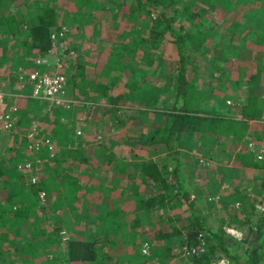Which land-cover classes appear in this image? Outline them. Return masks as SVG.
Masks as SVG:
<instances>
[{"label": "trees", "instance_id": "1", "mask_svg": "<svg viewBox=\"0 0 264 264\" xmlns=\"http://www.w3.org/2000/svg\"><path fill=\"white\" fill-rule=\"evenodd\" d=\"M1 4L5 10L0 14V46L3 51L0 61L8 58L7 48H10L11 63H17L15 69L28 72L33 71L28 66L31 57H48L53 49L54 36L59 34L62 24L69 29H85L91 25L97 33L101 21L96 15L106 11V5L118 7V17L122 9L123 16L134 27L128 33L125 31L124 36L130 41L104 50L107 55L95 78L98 79L96 85L91 82L82 55L72 59L70 71L68 74L65 72V80L66 95L77 106L74 113L63 106L49 107L47 102L32 98L25 99L26 106L18 109L17 113L21 112L18 116L19 130L20 122L22 127L34 122L38 126L44 125L42 122L52 125H48L46 134L54 139L58 151L53 164L48 165L47 177L42 180L41 188L46 192L48 203L50 201V210L63 214V224L71 235L75 234L74 230L80 231L86 221L91 222L93 235L88 230L80 231L84 236L70 237L65 248L46 251L47 227L43 225L44 221L30 222L37 208V190L30 185L27 175L16 172V164L24 158L21 146H26V141L12 136L13 129L0 137L10 136L12 140L9 147L0 148V264H151L142 253L140 240L145 238L156 242L149 250L156 264H213L217 260H225L227 264H264V162H260L253 153L240 149L233 158V169L221 173L223 169L218 167L221 175L227 177L229 174L239 182L246 180V170H255L263 176L254 185H245L239 190L243 196L238 214L242 213L244 217L248 203L251 205L246 209L249 210L247 230L241 237H236L226 227L231 223H224L223 219L217 226L209 223L208 215L199 205L204 202L205 193L202 194L200 189L202 196L198 195V187L190 186L202 162L198 158L193 160L185 147L186 140L193 137L203 141L202 147L195 149L197 153L199 149L209 151L212 141L223 138L244 141L250 128L249 120L255 119L257 112H261L264 119V97L262 99L257 94L258 91L264 94V0H107L106 3L104 0H72L71 9L63 13L52 6L50 0H0ZM109 10L115 17L114 9ZM216 19L230 22L232 31L228 39L220 36L221 25ZM241 24L244 26L243 34L232 33ZM159 43H167L171 48L169 52L177 56L176 75L165 77L174 89L172 107L167 112L155 114L159 121L151 123L150 127L147 126L151 115L148 117V111L139 110L138 116L128 117L137 120L138 124L130 122V127H125L127 124L121 122L120 125L129 132L125 145L134 157L139 147L160 148L162 156L153 160L149 153V158L140 162L116 160L104 141L89 151L84 160L83 153L74 156L66 152L65 149L75 143L83 145L80 123L75 125L74 120L79 121L81 108L90 110L97 106L98 98H104L109 104L101 107L100 113L109 111L113 120L118 122V105L125 103L126 99L129 102L127 94L113 96L112 93L113 85L122 73L126 74L127 80H132L124 85L133 97L142 98L151 91V83L146 82L147 76H144L150 70L145 68L153 67L152 75H155L165 65L162 56H158ZM196 54L207 56L204 61L210 71L213 75L219 74L213 78L221 81V77H226L224 83L228 85L230 96L243 87L249 90L245 103L234 106L241 118L224 117L210 104L211 100L209 102L204 93L196 89L195 81L188 73L194 69ZM252 54L254 63L250 62ZM37 59L32 60L39 72L46 73L44 65ZM231 59L238 65L233 66ZM138 76L140 79L137 81ZM224 83L221 81L217 88L215 103L217 98L221 103L223 101L220 95L224 94ZM90 90L96 94L89 95ZM52 112L56 116L50 119ZM64 120H68V125H64ZM101 125L102 122L94 124L96 130L93 134L97 139L101 136L98 129ZM74 132L79 136L74 137ZM217 160L220 164L223 159ZM111 163L116 164L114 175L124 177L125 192L121 193H128L136 207L130 223L127 221L130 213L121 208L110 209L107 204L110 200L108 195H112L116 186L105 189V177L108 180L114 176L112 173L110 177L102 168L109 167ZM83 166L91 172L89 175L85 176ZM74 169L78 172L74 173ZM212 171L207 175L213 184L216 174ZM240 174L243 179H240ZM83 179L87 183H95L96 192L92 195L100 203L96 214L87 217L76 194L79 188L85 191ZM224 182L225 179L219 180V183ZM117 186L121 188L120 184ZM250 193L255 198H250ZM221 204L224 205L225 201ZM257 204L263 208L262 212L257 210ZM141 213L155 216L157 224L165 219L170 230L161 225L155 231L136 233V229L145 224ZM254 217L256 222L252 220ZM62 229V226L56 227L55 241L60 240ZM201 243L206 250L202 254H192L193 250L188 249L199 248ZM182 248L186 249L185 254L179 252ZM122 249L126 251L121 252Z\"/></svg>", "mask_w": 264, "mask_h": 264}, {"label": "rangeland", "instance_id": "2", "mask_svg": "<svg viewBox=\"0 0 264 264\" xmlns=\"http://www.w3.org/2000/svg\"><path fill=\"white\" fill-rule=\"evenodd\" d=\"M107 0H104V3H106ZM50 3L52 6H54L57 9H60V12L63 13L64 10L71 9L72 6V0H50ZM108 9L106 11H101L98 15H96V18L99 17L100 24L99 30L97 33L93 30V27L91 25L84 28L74 29L68 28L65 25L62 24L60 28L62 27L65 29L64 33L60 36L59 34L54 36L53 39V49L49 53L48 57L46 58H33L31 57L29 60V67L32 68V70H38L36 67V62L32 59H37L41 61V64L44 65L45 70L47 72H54L59 71L62 73L65 77V72L68 74L70 64L72 62V59L76 57V55L80 54L82 55V59L85 61L83 62L87 66L85 68L88 71V74L90 76L91 82L93 85H96V82L98 79H95L98 75V71L100 70V65L103 64L105 57L107 55L105 49L108 51L112 47H119L123 42L130 41L128 40V37H125V31L128 33L132 28L134 27V24H131L128 22V18L123 16L124 14L120 11L119 17H118V7L115 8V6L106 5ZM109 9H114L116 13V18L112 17V13ZM5 10V7L1 4L0 5V14L3 13ZM152 15H155L154 12ZM219 21V25H221L220 29V36L223 39H228L232 29L229 27L230 22L228 21H220V19H216ZM98 23V21H97ZM242 23V22H241ZM243 25L241 24L238 28L234 29L232 33H235L238 36H241L243 34ZM242 32V33H241ZM126 33V34H127ZM241 33V34H240ZM131 34V33H130ZM221 38L217 42L220 43ZM13 43V42H12ZM159 47V48H158ZM170 46L167 45V43H159L157 46L158 56H162L164 59L165 65L163 68H161V71H157L155 75H152V68L146 67L147 73L144 76H147L145 78V81L148 83H151L152 89L147 94L144 95L142 98H135L132 95L129 94L128 87H126L124 84L129 82H132V80H127V77L125 76V73H122L118 77V81L116 80V83L113 85L112 93L113 96L115 95H125L127 94V97L129 102L125 100V103H120L118 105L119 111L116 113L118 122H115L112 117V113L109 111H105L103 113L101 112V107H104V105H109L108 102L104 98H98V105L94 106L93 109L87 110L86 108H81V110L78 112L79 114V121H75L80 126V135L83 138V145L80 146L79 144L75 143L73 147L66 148V152H70L74 156H77L79 153H83L82 160H84V157H87V153L94 149L101 141H104L105 144L108 146L109 151L114 156V159L118 160H127L132 162H140L144 159H148L147 156L149 153L152 154L153 160H158L162 153L160 151V148H153V147H139L137 152L135 153L136 157L133 156V154H130L128 151L126 145H125V137H127L128 131L125 130V128H122L120 125L121 122H125L127 125L125 127H130L128 123L138 124V121L132 118L128 117H136L138 116V110L139 111H148V117L151 115V118L149 120V126L150 124H155L159 121L158 116H154L155 114L167 112L171 109L173 104V91L174 89L167 83L165 78L172 77L176 75L175 72V62L177 59V56L175 53H170L169 48ZM219 51V50H218ZM216 51V53H219ZM78 52V53H77ZM73 53V54H72ZM3 51L0 46V57L2 56ZM12 54L10 51V48H7V59L0 61L1 63H4L2 66H0V108H7L9 106H15L17 108L16 116L19 119L20 113H18L19 110L23 109L26 105L25 99L29 98L31 99V87L28 85L24 90L21 88V82L18 81L17 78H15L14 75L15 72H17L19 69H15L14 65L12 64L9 56ZM140 54V53H139ZM138 54V56H139ZM250 55V54H249ZM197 60L194 64V69L191 68L189 70V76L191 79H194L196 89L202 91L204 93V96L207 97L210 104H213V106L216 107V110L219 111L224 117H235L237 116V109H234L238 104H243L245 102V98L248 94V90L246 87L240 88L236 90L235 94L233 96H230L228 93V85L224 83V81H227L226 77H221L220 80L223 81V85H225L224 94H219L223 101L221 103V99L217 98L215 101V95L217 93V88L219 87L221 81L219 79H215L213 77H217L219 74H214L210 71V68L205 63V59H207V56L199 57L196 54ZM36 60V61H37ZM138 60V58H136ZM253 60V54L251 63H254ZM233 66L238 65V63L231 59L230 60ZM76 63V62H75ZM72 65V64H71ZM39 71V70H38ZM28 72V71H24ZM140 79V76L136 78L138 81ZM158 82V84H156ZM143 88V86H142ZM141 88V89H142ZM213 89V91H212ZM139 92H142L140 90ZM144 92V91H143ZM88 94H96L94 90L88 91ZM257 94H259L260 98L264 97L263 91H258ZM214 96V97H213ZM96 97V96H94ZM67 100H70L66 95ZM73 101V100H71ZM142 102L143 104H138ZM10 104V105H9ZM209 104V105H210ZM102 105V106H99ZM211 106V105H210ZM235 106V107H234ZM50 107V106H49ZM61 107V106H60ZM73 107H77L75 104ZM72 107V108H73ZM66 109L68 111H71L74 113L73 110ZM19 109V110H18ZM49 110V109H48ZM46 110V111H48ZM45 111V112H46ZM92 112V113H91ZM153 114V115H152ZM19 116V117H18ZM40 116V115H39ZM56 116L55 112H52L50 114L49 118L53 119V117ZM263 115L261 112H258L257 114V120L256 123H263L264 119H262ZM88 117V118H87ZM81 121V122H80ZM113 121V122H112ZM20 122V120H19ZM96 122H102V125L99 129V134L101 135L99 139H97L96 136H94L95 132V126L94 124ZM44 125H36V123H32L27 127H22L23 123H19L20 130L16 128L12 131V136L16 137H22L23 133H26L27 131H31L30 128L35 127L36 128V139L38 141H41L42 147L41 151L37 152L35 156V160H39V164H34L33 172L25 171L23 169L22 164L25 162H30L33 159V152L28 153L26 150V146L24 144L22 147V152L24 153V158L16 164V172L19 174L22 173L23 175H27L30 181V185L32 187H35L37 190V208L33 212L34 214L30 217V222L36 221L37 219H41L44 221L43 225L45 226L46 230V237L44 239L46 251H56L58 248L63 249L65 248V243L68 241L70 237H81L83 233L80 231H89L91 235H93L94 230L91 228V222L86 221L84 226L79 228V230H74L75 234L71 235L68 232L67 227L63 224L64 223V216L61 214V211H56L55 213L52 212L49 208V203L47 201V195L46 192L41 188V182L43 179L47 177V169L49 164H53V160L57 156L58 151V145L52 139L47 133L46 129H49L48 125H51L49 123L42 122ZM64 125H68V120L63 121ZM255 123V122H254ZM253 125L248 131L247 136V146L249 142H252L251 147V153L254 155H258L260 153V150L264 151V145H260L259 149L256 148L258 140L261 139V137L264 138V124L261 125ZM18 125V123H17ZM52 127V125H51ZM145 127V126H144ZM132 128V127H131ZM133 129V128H132ZM77 130V129H76ZM148 131V130H144ZM78 132V131H77ZM5 132L0 133L4 134ZM17 134V135H15ZM79 135H76L74 132V137H77ZM48 141L46 144L45 142ZM203 141H200L199 139L192 138L186 140L185 147L187 148V151L190 154V157L194 160L198 158L200 160V163L202 166L197 169V176L192 179V182L190 184L191 188H194L195 186L198 187V195H201L200 189L202 190V194L205 193V197L203 198V203L199 204L202 210L205 211V213L209 217V223L211 226H217L220 223H218L221 219H223L224 223H231L230 226H226L228 228V231L236 236L241 237L245 234L247 230L246 226V220L249 213L248 207L251 205L248 203V207H246L245 216H242L241 214H238V210L241 207V198L243 194L239 192V190L243 189L241 185L238 186H232L230 182L231 177H229V174L227 177L225 175H221L219 173V169L229 170L230 168H227L228 163L236 156V152L240 149H244L246 147L245 143H242L240 140L235 139H226L223 138L219 141H212L209 144V151L206 149H199L200 152L197 153L195 149L201 148L200 146ZM12 143V140L9 136V138L3 137L0 139V148L4 149L6 147H9ZM254 143V144H253ZM255 145V147H254ZM5 146V147H3ZM221 147V148H220ZM197 148V149H198ZM255 149L257 151L255 152ZM218 157L220 159H223L222 162L219 164L215 161V157ZM39 158V159H38ZM214 160V161H213ZM41 161V162H40ZM260 162H264L260 161ZM70 164V163H69ZM66 164V165H69ZM105 164V163H103ZM106 165V164H105ZM86 174L85 176L89 175L91 172L85 167ZM116 164L111 163L108 166H103L102 170L104 172H108L110 177H112V173L114 178H109L108 180L105 177L106 182L105 189L110 190L112 186H116L115 191L112 192V195L109 196L108 201V207L110 209L113 208H121L125 211V213H130L131 217L127 215V221L130 223L132 219L134 218V209L135 204L131 198L128 197V193L123 195L121 192H125V187H123L125 180L124 177H121V175H114ZM78 168V167H77ZM105 169V170H104ZM77 170V171H76ZM213 170L216 174V180L213 181V184L208 180L207 172ZM30 172V173H28ZM73 172H78V169H74ZM218 173V174H217ZM252 174V173H251ZM254 174H258L259 177L261 176L260 172H254ZM255 175V176H256ZM264 176V175H263ZM261 176V178L263 177ZM120 177V178H119ZM254 177V176H253ZM258 176L255 177L256 181L259 178ZM220 179H225L224 183H219ZM233 179V178H231ZM238 179V178H237ZM235 180V179H233ZM34 181V182H33ZM240 181V180H239ZM86 180H82V186L86 184L85 191L83 188H79L77 191V196L80 197V203H81V209L84 211L86 217L90 214H96V210H98L96 207L100 206L99 200L95 198L92 194L95 195L96 192V186L94 182L85 183ZM241 183V182H240ZM118 184L121 185V188H118ZM212 184V185H211ZM91 188V189H90ZM105 190V191H106ZM236 190V191H235ZM44 194L43 199L40 198V194ZM85 193V194H84ZM234 193L240 194L238 196L233 195ZM252 194L250 193V198ZM202 196V195H201ZM240 197V198H239ZM54 198V196H53ZM239 198V199H238ZM255 198V197H253ZM225 201V204L219 205L221 202L223 203ZM240 204H239V203ZM236 203V204H235ZM258 206V204H257ZM85 217V216H84ZM141 219L145 222L143 223L139 229H136V233L141 234V231H155L157 230L161 225H165L167 230H170V225H167L165 219L163 223H158L157 218L153 216L152 214H144L141 213ZM254 222H256V218L254 217ZM142 221V222H143ZM62 226L63 231L60 233V240L55 241L54 238L57 237L56 235V227ZM105 227H108V224L105 225ZM93 239V238H92ZM150 239V238H149ZM143 247H142V253L144 256H146L148 263L156 264L154 259H152L149 255V250L156 245V242H153L152 239H144L140 240ZM199 248L192 247L188 248L193 250L191 252L192 254H202L206 252L204 248V244L201 243V245H198ZM125 249H122L121 252H125ZM179 251V250H178ZM186 249L182 248L179 252H185ZM185 254V253H184ZM7 257L4 259L6 260ZM19 264V263H16ZM58 264V263H56ZM75 264V263H71ZM213 264H227L225 260H217Z\"/></svg>", "mask_w": 264, "mask_h": 264}, {"label": "built area", "instance_id": "3", "mask_svg": "<svg viewBox=\"0 0 264 264\" xmlns=\"http://www.w3.org/2000/svg\"><path fill=\"white\" fill-rule=\"evenodd\" d=\"M65 29L61 28L59 35L64 33ZM39 63V61H37ZM15 78L21 82V88L24 90L28 85L31 87V98L42 100L48 103L50 107H64L66 109H71L75 102L67 100L66 98V80L62 73L59 71L41 73L38 70H33L31 72H24L19 69L15 72ZM17 108L15 106H9L7 108H0V133L11 132L16 128L18 123V118L16 116ZM31 131L23 133V138L26 141V150L28 153L33 152V159L30 162H25L22 164L25 171L33 172L34 164H39V160H35L37 152L41 151L42 143L38 141L35 137L37 135L36 128L31 127ZM79 134V132H77ZM46 144L48 141L45 142ZM257 151V149H256ZM255 151V152H256ZM258 160H264V151L260 150V153L256 155ZM41 162V161H40ZM34 182V181H33ZM44 194H40V198L43 199ZM259 212L263 211V208L258 204L256 206Z\"/></svg>", "mask_w": 264, "mask_h": 264}, {"label": "crops", "instance_id": "4", "mask_svg": "<svg viewBox=\"0 0 264 264\" xmlns=\"http://www.w3.org/2000/svg\"><path fill=\"white\" fill-rule=\"evenodd\" d=\"M247 90H248V89H247ZM248 91H249V90H248ZM247 95H248V94H247ZM246 98H247V96H246ZM246 98H245V100H246ZM244 103H245V102H244ZM244 103H243V104H244ZM243 104H242V105H243ZM79 108H80V107H79ZM75 109H77V107H73V108H72V111L75 110ZM86 109H87V108H86ZM234 109H236V108H234ZM257 114H258V112L256 113V118H255V119H253V120H249V127H250V128H251V126L255 125V124H252V123H254V122L256 123V120H257ZM235 116H236V115H235ZM237 116H238V115H237ZM261 117H262V116H261ZM238 118H241V116H238ZM262 119H263V118H262ZM250 123H251V124H250ZM263 124H264V121H263ZM256 125H261V124H260V122H259V123H256ZM261 126H263V125H261ZM250 128H249V129H250ZM248 135H249V134H248ZM248 135H247V136H248ZM247 139H248V138L246 137V139H245L244 141H242V143H245V145H246V144H247V143H246V142H247ZM240 141H241V140H240ZM257 143H258L259 145H257L256 148L259 149V146H260V145H264V138L261 137V139L258 140ZM253 144H254V143H253ZM251 145H252V142H249V143H248V146L246 145V147L244 148L246 152H247V151H248V152H251V147H250ZM254 147H255V145H254ZM220 148H221V147H220ZM238 151H239V150H238ZM238 151H237V152H238ZM255 151H256V149H255ZM237 152H236V153H237ZM217 159H218V157L216 156V157H215V161H214V160H213V161L219 163ZM232 161H233V159H232V160L230 161V163H228V165H227V168H230V170L233 169ZM234 170H237V168H234ZM254 172H255V170H246V172L244 173V176H247V178H246L245 181H243V182H241V183L239 182V179H235V180H233V179L229 178V179H230V182L232 181L231 185H232V186H238V185H241V187H242V186H245V185H249V184H250V185H254V184L256 183V179H255V177H256V176L259 177V175H258V174H257V175L254 174ZM251 173H252V174H251ZM255 175H256V176H255ZM253 176H254V177H253ZM243 178H244V177L242 176V174H240V179H243ZM257 180H258V179H257ZM233 195H234V194H233ZM235 196H237V195H235Z\"/></svg>", "mask_w": 264, "mask_h": 264}, {"label": "bare ground", "instance_id": "5", "mask_svg": "<svg viewBox=\"0 0 264 264\" xmlns=\"http://www.w3.org/2000/svg\"><path fill=\"white\" fill-rule=\"evenodd\" d=\"M73 54V53H72ZM10 105V104H9Z\"/></svg>", "mask_w": 264, "mask_h": 264}]
</instances>
